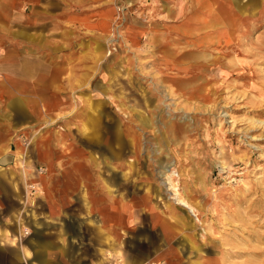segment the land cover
Here are the masks:
<instances>
[{
    "label": "rangeland",
    "instance_id": "obj_1",
    "mask_svg": "<svg viewBox=\"0 0 264 264\" xmlns=\"http://www.w3.org/2000/svg\"><path fill=\"white\" fill-rule=\"evenodd\" d=\"M1 5L14 26L1 30V59L12 57L1 68L51 70L53 61L62 87L43 111L46 129L19 132L31 141L17 150L19 167L44 174L35 134H62L85 192L112 181L175 217L184 237L168 243L177 248L162 251L163 264H264V0ZM150 217L118 239L115 263L124 250L148 256L165 245Z\"/></svg>",
    "mask_w": 264,
    "mask_h": 264
},
{
    "label": "crops",
    "instance_id": "obj_2",
    "mask_svg": "<svg viewBox=\"0 0 264 264\" xmlns=\"http://www.w3.org/2000/svg\"><path fill=\"white\" fill-rule=\"evenodd\" d=\"M72 10L80 12L77 4ZM3 14L6 11L0 0V35L1 30L14 28ZM13 35L17 39L15 32ZM28 36L32 37L31 31L25 39ZM9 58L12 57L0 56V264H118L111 256L122 251L118 239H125L142 226V218L149 211L150 231H161L165 245L153 246L148 256L124 250L120 261L163 264L162 251L177 248L176 244L168 243L184 237L175 217L164 203L162 214L154 201L132 198L112 181L102 179L94 188L96 191L85 192L82 168L75 162V152L66 145L69 140L62 134L52 137L40 133L46 129L41 119L43 111L53 108L51 95L59 92L55 89H62L60 84L54 86L53 61L51 70L20 64L10 72L1 68V62L4 64ZM15 108L23 112L22 121L12 117ZM27 127L30 130L41 127L35 141L43 161L39 164L46 168L44 174L34 173L31 165L27 172L17 163L19 147L31 143L19 134ZM76 204L85 212H71L70 207Z\"/></svg>",
    "mask_w": 264,
    "mask_h": 264
},
{
    "label": "bare ground",
    "instance_id": "obj_3",
    "mask_svg": "<svg viewBox=\"0 0 264 264\" xmlns=\"http://www.w3.org/2000/svg\"><path fill=\"white\" fill-rule=\"evenodd\" d=\"M5 161V160H4ZM168 178V177H167ZM170 179V178H169ZM170 181V180H169ZM168 183V182H167ZM166 183V184H167ZM170 183V182H169ZM177 187V186H176ZM176 197V196H175ZM180 204H182V205H184V206H186V207H188L190 210H191V212H193V214H195L194 213V209H193V207L190 205V204H188L186 201H184V200H181L180 199Z\"/></svg>",
    "mask_w": 264,
    "mask_h": 264
},
{
    "label": "built area",
    "instance_id": "obj_4",
    "mask_svg": "<svg viewBox=\"0 0 264 264\" xmlns=\"http://www.w3.org/2000/svg\"><path fill=\"white\" fill-rule=\"evenodd\" d=\"M39 172H40V173H43V172H44V168H43V167H40V168H39Z\"/></svg>",
    "mask_w": 264,
    "mask_h": 264
}]
</instances>
